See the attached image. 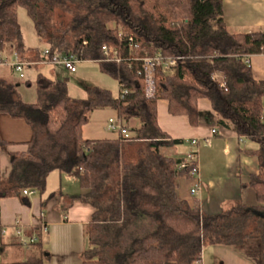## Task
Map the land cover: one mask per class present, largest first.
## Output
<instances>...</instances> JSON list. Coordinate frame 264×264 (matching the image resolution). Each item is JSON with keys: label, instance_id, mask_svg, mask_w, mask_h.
<instances>
[{"label": "trees", "instance_id": "obj_1", "mask_svg": "<svg viewBox=\"0 0 264 264\" xmlns=\"http://www.w3.org/2000/svg\"><path fill=\"white\" fill-rule=\"evenodd\" d=\"M19 8L52 55L98 63L120 95L93 87L86 99H73L67 83L39 74L32 103L12 71L0 74V115L25 121L33 132L26 152L9 154L0 199L30 206L24 190L44 196L52 173L79 171V200L94 210L84 264H199L204 249L217 246L264 264V81L255 80L248 64L264 53V33H232L223 0H0V52L9 46L23 61H39L41 53L24 44ZM104 46L120 51V65L104 61ZM158 55L176 60L177 69L173 76L157 69L156 96L148 99L141 62ZM202 99L210 101L218 125L257 145L251 156L259 173L243 187L255 191L258 206L236 202L210 215L179 199L178 181L191 168L178 172L184 160L165 152L183 142L160 127L158 101H168L170 115L196 128ZM108 109L120 120H140L131 140L84 139L92 114ZM36 231L41 246L44 227Z\"/></svg>", "mask_w": 264, "mask_h": 264}, {"label": "crops", "instance_id": "obj_2", "mask_svg": "<svg viewBox=\"0 0 264 264\" xmlns=\"http://www.w3.org/2000/svg\"><path fill=\"white\" fill-rule=\"evenodd\" d=\"M223 2L225 23L232 33H264V0ZM248 64L255 80L264 81V53L250 57ZM10 73L9 69L0 72L6 76ZM217 79L222 80L220 76ZM13 81L19 83L18 79ZM35 101L31 100L32 103ZM198 108L200 122L193 128L186 117L170 115L168 101H158L160 127L172 139L183 142L166 149V154L185 160L189 153L197 152L201 189L192 195L195 179L181 178L178 181L179 199L191 207L199 204L210 215L219 214L236 202L258 206L255 191L243 187L249 184L251 175L259 173L258 160L251 156L257 149L255 144L240 138L232 128L218 125V115L210 101L199 100ZM117 118L114 110L94 112L90 123L84 127V139H119L108 129L109 120ZM127 125L131 131L141 128L137 119L128 121ZM32 138V129L25 121L0 115V140L6 143L0 146L1 179H7L11 172L9 154L26 152ZM193 141H197L195 146ZM79 176V171L70 175L52 173L47 180L46 194L41 196L35 191L28 197L30 206L20 198L0 199V264H84L82 255L88 247L85 228L94 210L79 200L82 194ZM51 195L53 198L49 199ZM47 199L43 208L42 203ZM38 226L44 227V231H40L43 233L41 246L36 233ZM199 264L254 263L233 248L217 246L206 247Z\"/></svg>", "mask_w": 264, "mask_h": 264}, {"label": "built area", "instance_id": "obj_3", "mask_svg": "<svg viewBox=\"0 0 264 264\" xmlns=\"http://www.w3.org/2000/svg\"><path fill=\"white\" fill-rule=\"evenodd\" d=\"M114 29L115 26L113 25ZM129 41L133 43V38H130ZM87 45V43H84ZM102 53L104 57V61L108 63H116L120 65L123 61V58L118 49L113 47L104 46L102 48ZM82 61L73 55L64 56L60 54L52 55L50 50L45 48V50L41 53V59L37 62L31 61H23L20 58V55L17 51H13L7 46L2 52H0V72L3 69L11 70L14 75L18 78L22 86L23 84L26 89L32 87L30 84L29 72L32 68L39 65H51V64H60L71 74L77 73V65ZM161 68L163 73L167 76H173L176 73L177 69V61L173 59H164L161 55H158L154 58H145L141 62V72L142 77L145 80V94L146 98L154 99L156 96V72L157 69ZM263 121H264V110H263ZM108 129L113 133H116L120 139L123 140H131L133 138V134L128 128L127 122L117 119H110L108 122ZM215 134L216 131H213ZM197 141H193V145L195 146ZM191 168L190 170V178L195 179L196 185L195 188L191 190V194H197L201 189L200 183V170L198 166V157L197 152L193 151L189 153L184 160V163L181 164L177 171L180 172L183 169ZM35 194L34 190H24L23 195L27 197H31ZM33 242V241H31Z\"/></svg>", "mask_w": 264, "mask_h": 264}, {"label": "rangeland", "instance_id": "obj_4", "mask_svg": "<svg viewBox=\"0 0 264 264\" xmlns=\"http://www.w3.org/2000/svg\"><path fill=\"white\" fill-rule=\"evenodd\" d=\"M18 20L22 28L23 41L25 46L31 50H39L42 53L45 45L40 42L37 37L34 26L23 8L18 9ZM114 24H112L113 26ZM121 30V29H119ZM35 53H31L30 57H34ZM37 62V61H31ZM77 73L71 74L60 64L39 65L29 72L31 88L26 89L24 84L20 87L22 93L27 100H36V80L39 74H43L53 80L63 81L67 83L70 97L77 100L86 99L88 90L93 87H99L111 91L115 97L120 94V87L116 80L103 74L99 64L91 61H84L77 65ZM11 80L18 79L16 75L10 76ZM19 81V80H18ZM20 82V81H19ZM21 84V83H20ZM68 132L65 133V136ZM256 148L257 145L255 144ZM18 251V250H16Z\"/></svg>", "mask_w": 264, "mask_h": 264}]
</instances>
